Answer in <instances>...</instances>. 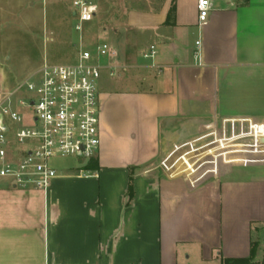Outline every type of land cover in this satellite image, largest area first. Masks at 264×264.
I'll return each mask as SVG.
<instances>
[{
  "label": "crops",
  "instance_id": "1",
  "mask_svg": "<svg viewBox=\"0 0 264 264\" xmlns=\"http://www.w3.org/2000/svg\"><path fill=\"white\" fill-rule=\"evenodd\" d=\"M197 1L112 0L100 151L47 192L0 189V264H177L182 250L264 264V162L197 182L160 164L209 124H264V0H219L204 23Z\"/></svg>",
  "mask_w": 264,
  "mask_h": 264
},
{
  "label": "built area",
  "instance_id": "2",
  "mask_svg": "<svg viewBox=\"0 0 264 264\" xmlns=\"http://www.w3.org/2000/svg\"><path fill=\"white\" fill-rule=\"evenodd\" d=\"M219 0H198L204 23ZM76 30L98 12L91 0H71ZM82 40V39H80ZM155 45L143 52L154 58ZM107 43L85 48L80 43L72 63L47 60L16 85L0 92V189H38L47 192L58 171L54 160L95 157L101 146L99 80L102 69L112 75L117 66ZM264 124L243 118H226L207 125L190 139L176 144L160 164L172 177L197 182L217 174L221 164L264 162Z\"/></svg>",
  "mask_w": 264,
  "mask_h": 264
},
{
  "label": "rangeland",
  "instance_id": "3",
  "mask_svg": "<svg viewBox=\"0 0 264 264\" xmlns=\"http://www.w3.org/2000/svg\"><path fill=\"white\" fill-rule=\"evenodd\" d=\"M111 2L103 0L96 17L85 24L80 34L71 13V0H0V92L16 85L45 60L53 64L74 62L80 43L91 49L93 44L102 42L114 47L113 30L107 27L112 25L114 14ZM101 74L102 78L107 77L105 69ZM111 81L117 87L122 82L118 75ZM88 163L89 159L81 157L54 160L57 170L85 167ZM189 249L195 247L190 245ZM186 252H179L177 264H219L216 260L204 261L191 250L192 255L187 258Z\"/></svg>",
  "mask_w": 264,
  "mask_h": 264
},
{
  "label": "trees",
  "instance_id": "4",
  "mask_svg": "<svg viewBox=\"0 0 264 264\" xmlns=\"http://www.w3.org/2000/svg\"><path fill=\"white\" fill-rule=\"evenodd\" d=\"M90 165H92V162L89 163ZM130 197H132L133 192H132V184H130ZM249 263L248 259H244V258H236V259H226L225 260V264H247Z\"/></svg>",
  "mask_w": 264,
  "mask_h": 264
},
{
  "label": "water",
  "instance_id": "5",
  "mask_svg": "<svg viewBox=\"0 0 264 264\" xmlns=\"http://www.w3.org/2000/svg\"><path fill=\"white\" fill-rule=\"evenodd\" d=\"M262 141H264V139Z\"/></svg>",
  "mask_w": 264,
  "mask_h": 264
}]
</instances>
